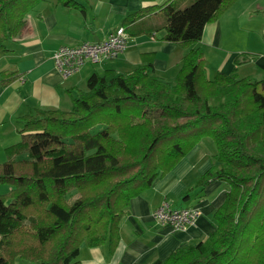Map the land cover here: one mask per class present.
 I'll list each match as a JSON object with an SVG mask.
<instances>
[{
	"label": "trees",
	"instance_id": "16d2710c",
	"mask_svg": "<svg viewBox=\"0 0 264 264\" xmlns=\"http://www.w3.org/2000/svg\"><path fill=\"white\" fill-rule=\"evenodd\" d=\"M43 1L0 0V59ZM174 1L123 22L130 38L139 33L136 23L161 13L163 26L141 33L164 31L162 41L187 50L173 82L157 77L152 64L125 74L95 72L70 110L36 107L20 118V140L0 163V183L10 188L0 194V264H81L85 245L114 251L131 202L204 139L216 147L212 167L181 198L225 184L215 229L153 264H264V78L236 71L210 77L204 54L193 48L237 0H192L185 7ZM164 204L171 211L196 208Z\"/></svg>",
	"mask_w": 264,
	"mask_h": 264
},
{
	"label": "crops",
	"instance_id": "0c3cea01",
	"mask_svg": "<svg viewBox=\"0 0 264 264\" xmlns=\"http://www.w3.org/2000/svg\"><path fill=\"white\" fill-rule=\"evenodd\" d=\"M166 1L79 0L77 7L63 6L59 0L41 2L28 15L22 36L7 43L9 52L0 59V163L6 161L5 149L20 140L22 116L36 107L70 110L73 99L85 90L82 87L85 79L95 72L125 74L135 67L152 64L157 77L173 82L187 50L162 41L164 31L153 35L141 33L163 26L165 22L160 12L136 23L138 35L129 38L126 51L115 60L97 65L87 63L66 79L54 62V54L60 47L102 42L123 27L129 14ZM191 1L175 0L174 3L185 7ZM261 24H264V0H237L218 21L206 25L201 42L193 48L204 54L206 68L214 75L218 72L230 75L236 71L240 77L260 80L264 78V45L250 51L256 58L245 62L239 57L245 49L231 50L230 43L243 36L262 39L264 34L256 28ZM219 50L224 52L223 56L215 60V52ZM237 59L242 60L238 65ZM12 74L16 79L4 85L3 80ZM215 153L209 140L197 144L171 173L131 202L116 249L111 251L107 245L95 248L85 245L79 256L81 264H153L183 246L207 238L215 229L212 215L224 203L227 186L214 182L204 191H193L186 200L181 197L211 169ZM184 201L191 203L182 205ZM164 202L172 208H199L201 215L195 224L182 231L162 227L154 220V212Z\"/></svg>",
	"mask_w": 264,
	"mask_h": 264
},
{
	"label": "built area",
	"instance_id": "2783aa9c",
	"mask_svg": "<svg viewBox=\"0 0 264 264\" xmlns=\"http://www.w3.org/2000/svg\"><path fill=\"white\" fill-rule=\"evenodd\" d=\"M129 35L121 27L98 43H83L76 47H60L54 54L57 70L63 78L78 72L85 64H101L117 59L126 51ZM164 204L154 212V220L160 226H170L173 230H183L196 223L201 215L199 208L171 211Z\"/></svg>",
	"mask_w": 264,
	"mask_h": 264
},
{
	"label": "rangeland",
	"instance_id": "374dc122",
	"mask_svg": "<svg viewBox=\"0 0 264 264\" xmlns=\"http://www.w3.org/2000/svg\"><path fill=\"white\" fill-rule=\"evenodd\" d=\"M38 6V5H37ZM32 12V11H31ZM30 12V13H31ZM263 25L264 24H261V25H258L256 28L260 30V33L261 35L264 34L262 31H264V28H263ZM247 35V34H246ZM253 39H256V40H253ZM261 43H260V42ZM264 45V35L262 37V39H259L257 36L255 37H249L247 38L246 36H243V39L241 40H236V41H232L230 43V49L231 50H238V49H245V51H243L241 54H239V57L243 58L245 60V62H249L251 59H254L256 58V54H253L252 50L254 49H259V46L260 45ZM222 49H225V48H222ZM251 49V50H250ZM223 51L222 50H219V51H216L215 52V60L217 58H219V56H223ZM210 62V60H208ZM206 63V62H205ZM210 65V64H209ZM211 66V65H210ZM207 71H208V75H212L211 77H214V72L212 71L211 72V69L210 68H207ZM214 75V76H213ZM238 77H239V74H237ZM249 77V76H248ZM89 78V77H88ZM263 79V78H262ZM86 81H87V78L85 79V84H82V87L85 89L84 91L87 90V84H86ZM81 90V89H80ZM21 125V123L19 124V126ZM211 142V141H210ZM212 143V142H211ZM213 144V143H212ZM215 150H216V147H215V144H213ZM10 190L9 188V185L8 184H1L0 183V194H6L8 193ZM179 203V202H178ZM191 202H182V205H190ZM18 264H26V262L24 261H19Z\"/></svg>",
	"mask_w": 264,
	"mask_h": 264
},
{
	"label": "bare ground",
	"instance_id": "6f19581e",
	"mask_svg": "<svg viewBox=\"0 0 264 264\" xmlns=\"http://www.w3.org/2000/svg\"><path fill=\"white\" fill-rule=\"evenodd\" d=\"M198 219H199V218H198ZM198 219H197V220H198ZM196 222H197V221H196ZM189 226H190V225H189ZM162 227H169V228H171L170 226H162ZM187 227H188V226H187ZM187 227H186V228H187ZM186 228H185V229H186ZM171 229H172V228H171ZM185 229H183V230H185ZM172 230H173V229H172ZM174 231H176V230H174ZM178 231H182V230H178Z\"/></svg>",
	"mask_w": 264,
	"mask_h": 264
}]
</instances>
